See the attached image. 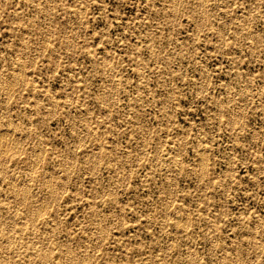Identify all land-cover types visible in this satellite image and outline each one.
Returning <instances> with one entry per match:
<instances>
[{
  "label": "rangeland",
  "instance_id": "rangeland-1",
  "mask_svg": "<svg viewBox=\"0 0 264 264\" xmlns=\"http://www.w3.org/2000/svg\"><path fill=\"white\" fill-rule=\"evenodd\" d=\"M202 1L0 0V264H264V0Z\"/></svg>",
  "mask_w": 264,
  "mask_h": 264
},
{
  "label": "bare ground",
  "instance_id": "bare-ground-1",
  "mask_svg": "<svg viewBox=\"0 0 264 264\" xmlns=\"http://www.w3.org/2000/svg\"><path fill=\"white\" fill-rule=\"evenodd\" d=\"M176 2H177V1H176ZM203 2H204V4H205V1H204V0L202 1V3H203ZM198 3H199V2H198ZM201 5H202V4H201ZM175 7H176V5H175ZM46 9H47V8H46ZM200 10H201V9H200ZM203 12H204V11H203ZM203 12H202V13H203ZM194 13H195V12H194ZM200 13H201V12H200ZM203 15H204V13H203ZM205 16H206V15H205ZM254 45H255V44H254ZM56 49H57V48H56ZM50 52H51V50H50ZM20 64H21V62H20ZM22 64L25 65L24 63H22ZM22 64H21L20 67L23 66ZM20 67H19V68H20ZM24 67H25V66H24ZM19 68H18V70H19ZM21 69H22V68H21ZM11 70H12V69H11ZM13 70H15V69H13ZM18 70H17V71H18ZM22 70H24V69H22ZM17 71H16V72H17ZM24 71H25V70H24ZM24 71H23V72H24ZM23 72H22V73H23ZM18 73H19V71H18ZM13 75H14V74H13ZM18 75H19V74H18ZM25 76H26V75H25ZM19 77H20V76H19ZM22 77H24V73H23V76H22ZM4 78H5V77H4ZM7 78H8L9 81H10V78H9V77H7ZM14 78H15V77H14ZM12 79H13V78H12ZM9 81H8V82H9ZM13 81L16 83V81H18V80L15 81V79H13ZM6 82H7V81H6ZM8 82H7V83H8ZM11 82H12V81H11ZM11 82H10V83H11ZM18 82H19V81H18ZM11 84H12V83H11ZM16 84H17V83H16ZM7 85H8V84H7ZM12 85H13V84H12ZM9 86H10V85H8V89H9ZM6 87H7V86H6ZM8 89H7V90H8ZM13 89H14V87H13ZM13 89H12V90H13ZM9 90H10V89H9ZM13 93H14V92H13ZM106 97H107V96H106ZM108 97H109V96H108ZM106 102H107V101H106ZM55 103H56V102H55ZM55 103H54V105H55ZM56 104H57V103H56ZM222 107H223V106H222ZM236 112H237V111H236ZM235 117H236V116H235ZM234 119H235V118H234ZM233 122H234V121H233ZM10 127H11V125H10ZM10 127H9V128H10ZM5 128H6V127H5ZM5 128H4V129H5ZM16 128H18V127H16ZM0 129H1V128H0ZM6 130H7V129H6ZM8 130H9V129H8ZM8 130H7V134H8ZM10 130H11V129H10ZM12 130H14V128H13ZM4 132H5V134H6V131H4ZM10 132H11V131H10ZM12 132H13V131H12ZM17 134H19V133L17 132ZM0 135H1V132H0ZM5 136H6V135H5ZM6 137H7V136H6ZM6 137H5V138H6ZM8 137H9V139H10V134H9ZM2 138H4L3 135H2ZM14 138H15V136H14ZM0 139H1V138H0ZM6 139H8V138H6ZM16 139H17V138H16ZM10 140H11V139H10ZM1 141H2V140H1ZM1 141H0V142H1ZM5 142H6V140H5ZM7 142H8V140H7ZM10 142H11V141H10ZM38 142H39V140H38ZM2 143H3V142H2ZM39 143H40V142H39ZM4 145H5V144H4ZM6 145H7V144H6ZM8 145H9V144H8ZM10 145H11V143H10ZM12 146H13V145H12ZM4 147H5V146H4ZM13 147H15V146H13ZM0 148H1V147H0ZM5 148H8V147H5ZM5 148H4V149H5ZM42 148H43V146H42ZM200 148H201V147H200ZM200 148H199V149H200ZM34 149H35V148H34ZM199 149H198V150H199ZM201 149H203V148H201ZM0 150H1V149H0ZM36 150H37V149H36ZM38 150H39V149H38ZM44 150H45V149H44ZM199 151H200V150H199ZM204 151H205V150H202V153H203ZM1 152H2V151H1ZM5 152L8 153V151H5ZM5 152H4V153H5ZM44 152H45V151H44ZM205 152H206V151H205ZM38 153H39V152H38ZM108 153H109V152H108ZM35 154H36L35 156L38 155L37 153H35ZM98 154H99V153H98ZM200 155H202V154H200ZM203 155H204V154H203ZM203 155H202V156H203ZM41 156H42V153H41ZM204 156H205V155H204ZM97 158H98V157H97ZM97 158H96V159H97ZM201 158H202V157H201ZM203 158H204V157H203ZM203 158H202V159H203ZM205 158H207V156H206ZM38 159H39V158H38ZM99 159H100V158H99ZM33 160H34V159H33ZM35 160H36V159H35ZM67 160H68V159H67ZM90 160H91V159H90ZM93 161H94V160H93ZM97 161H98V160H97ZM97 161H95V162H97ZM201 161H204V160H201ZM207 161H208V160H207ZM36 162H37V161H36ZM89 162H90V161H89ZM67 163H68V161H67ZM205 163H207V162H205ZM68 165H69V164H68ZM68 165H67V166H68ZM205 165H206V164H205ZM205 165H204V167H207V166H205ZM65 166H66V165H65ZM33 167H34V166H33ZM176 167H177V166H176ZM181 168H182V167H181ZM202 168H203V166H202ZM178 169H179V168H178ZM6 170H7V169H6ZM178 171H179V170H178ZM204 171H205V170H204ZM179 172H180V171H179ZM201 173H202V172H201ZM203 173H204V172H203ZM47 174H48V173H47ZM47 174H46V177H48ZM49 175L51 176V174H49ZM13 178H14V177H13ZM17 179H18V178H17ZM49 179H50V178H49ZM14 180H16V179L14 178ZM47 180H48V179H47ZM20 181H21V179H20ZM50 181H51V180H50ZM50 181H49V184H50ZM12 182H13V181H12ZM23 182H24V181H23ZM13 183H16V182H13ZM17 183H18V182H17ZM26 183H28V182H26ZM26 183H25V184H26ZM46 183L48 184L47 181H46ZM13 185H14V184H13ZM15 185H16V184H15ZM26 186H27V185H26ZM23 187H24V186H23ZM27 188H28V187H27ZM21 189H22V188H21ZM16 190H17V189H15V191H16ZM29 191H30V190H29ZM26 192H27V189H26V187H25V189H23L22 191H19L18 196H21V195H19L20 193H23V195H24V194L26 195ZM16 193H17V192H16ZM25 195H24V196H25ZM6 196H7V195H6ZM24 196H21V197L24 198ZM28 200H29V199H28ZM21 201H22V200H21ZM25 202H26V201H25ZM23 203H24V201H23ZM168 204H169V203H168ZM170 205H172V204H170ZM170 205H169V206H170ZM38 207H39V206H38ZM38 207H37V209H38ZM167 208H168V206H167ZM167 208H166V209H167ZM40 209H42V208H40ZM43 210H44V209H43ZM34 212H35V208H31V207H30V208L28 209V213H29L30 215L34 214ZM39 213H40V212L37 211V215H38ZM168 213H169V212H168ZM177 214H178V213H177ZM37 215H35L34 219H38L39 216H37ZM42 215H43V214H42ZM42 215H41V216H42ZM179 215H180V214H179ZM180 217H182V215H181ZM107 218H108V217H107ZM16 219H18V218H17L15 215L12 216V217H9L8 215H6V214H4V213H0V221H2V223L5 224V225H6L7 223H9V221H13V220H16ZM19 219H20V218H19ZM34 219H33V220H34ZM177 219H178V218H177ZM186 219H188V215H187V218H186ZM174 220H175V219H174ZM184 220H185V219H184ZM190 221H191V220H190ZM24 222H25V221H24ZM32 224H33V223H32ZM32 224H31V225H32ZM104 224H105V223H104ZM182 225H183V223H182ZM185 225H186V224H185ZM11 226H12V225H11ZM17 226H18V225H16V227H17ZM187 227H188V226H187ZM187 227H186V229H187ZM258 228H259V227H258ZM1 229H2V228H1ZM216 229H217V228H216ZM18 232H19V230H18ZM257 232H258V231H257ZM13 233H14V232H13ZM34 234H35V233H34ZM16 235H17V234H16ZM254 236H255V235H254ZM257 236H258V235H257ZM25 237H26V236H25ZM0 239H1V240H5L6 242H11V241H12V236H11L8 232L4 231ZM24 239H26V238H24ZM253 239H254V238H253ZM1 240H0V258L3 256V253H4L5 250H6L7 253L10 252L11 250H13V249H11L9 246L4 245L3 242H2ZM35 240H36V239H35ZM86 240H87V239H86ZM256 242H257V241H256ZM16 243H17V242H16ZM48 244H49V243H48ZM258 246H259V245H258ZM15 247H16V246H15ZM24 247H25V246H24ZM234 247H235V246H234ZM16 248H17V247H16ZM21 248H22V247H21ZM35 248H36V247H35ZM223 248H224V247H223ZM34 250H35V249H34ZM251 250H252V249H251ZM22 252H23V251H22ZM27 252H28V251H27ZM32 252H33V251H32ZM53 253H54V252H53ZM4 254H5V253H4ZM8 254H9V253H8ZM36 254H37V253H36ZM41 254H42V253H41ZM18 255H19V254H18ZM25 255H27V254H25ZM4 256H5V255H4ZM15 256H16V255H15ZM23 256H24V255H23ZM222 256H223V255H222ZM71 257H72V256H71ZM224 257H225V255H224ZM224 257H223V258H224ZM228 257H229V256H228ZM6 258H8V257H6ZM24 259H25V258H24ZM224 259H225V258H224ZM37 260H38V259H37ZM67 260H69V259H67ZM231 260H232V259H231ZM40 261H41V260H40ZM40 261H39V262H40ZM62 261H63V260H62ZM69 261H70V260H69ZM81 261H82V260H81ZM4 262H5V261H4ZM4 262H3V263H4ZM44 262H45V261H44ZM44 262H43L42 264H44ZM79 262H80V261H79ZM83 262H84V260H83ZM221 262H222V261H221ZM232 262H233V261H232ZM5 263H6V262H5ZM24 264H25V263H24ZM61 264H67V263L63 261ZM81 264H82V263H81ZM104 264H109V262H108V263H104Z\"/></svg>",
  "mask_w": 264,
  "mask_h": 264
}]
</instances>
